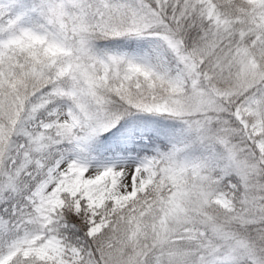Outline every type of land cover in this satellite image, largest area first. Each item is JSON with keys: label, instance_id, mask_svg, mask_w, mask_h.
<instances>
[{"label": "snow or ice", "instance_id": "snow-or-ice-1", "mask_svg": "<svg viewBox=\"0 0 264 264\" xmlns=\"http://www.w3.org/2000/svg\"><path fill=\"white\" fill-rule=\"evenodd\" d=\"M0 264H264V0H0Z\"/></svg>", "mask_w": 264, "mask_h": 264}]
</instances>
